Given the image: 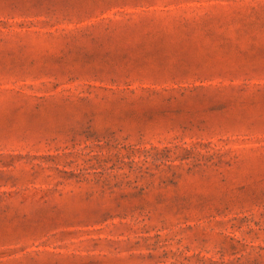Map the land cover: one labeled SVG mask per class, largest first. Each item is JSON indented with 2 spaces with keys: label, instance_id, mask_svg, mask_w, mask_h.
I'll list each match as a JSON object with an SVG mask.
<instances>
[{
  "label": "rangeland",
  "instance_id": "1",
  "mask_svg": "<svg viewBox=\"0 0 264 264\" xmlns=\"http://www.w3.org/2000/svg\"><path fill=\"white\" fill-rule=\"evenodd\" d=\"M0 264H264V0H0Z\"/></svg>",
  "mask_w": 264,
  "mask_h": 264
}]
</instances>
